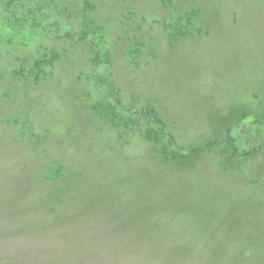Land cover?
Segmentation results:
<instances>
[{"label": "trees", "instance_id": "trees-1", "mask_svg": "<svg viewBox=\"0 0 264 264\" xmlns=\"http://www.w3.org/2000/svg\"><path fill=\"white\" fill-rule=\"evenodd\" d=\"M0 152L47 226L89 188L172 264H264V0H0Z\"/></svg>", "mask_w": 264, "mask_h": 264}, {"label": "rangeland", "instance_id": "rangeland-1", "mask_svg": "<svg viewBox=\"0 0 264 264\" xmlns=\"http://www.w3.org/2000/svg\"><path fill=\"white\" fill-rule=\"evenodd\" d=\"M13 168H18L15 158L0 152V264H165L163 255L166 264L173 263L163 253V238L143 233L130 202L119 196L104 199L86 188L78 194L80 201L58 208L49 226L39 222L43 215L30 204V197L39 195L31 194V183L22 182ZM85 183L95 184L94 179ZM72 217L75 226L68 223ZM180 237L178 232L174 240L180 243Z\"/></svg>", "mask_w": 264, "mask_h": 264}]
</instances>
